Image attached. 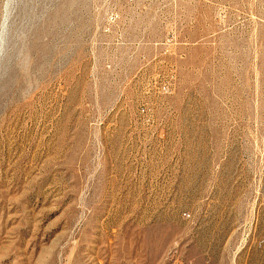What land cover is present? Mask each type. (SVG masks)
<instances>
[{"label":"rangeland","instance_id":"1","mask_svg":"<svg viewBox=\"0 0 264 264\" xmlns=\"http://www.w3.org/2000/svg\"><path fill=\"white\" fill-rule=\"evenodd\" d=\"M0 264H264V0H0Z\"/></svg>","mask_w":264,"mask_h":264}]
</instances>
